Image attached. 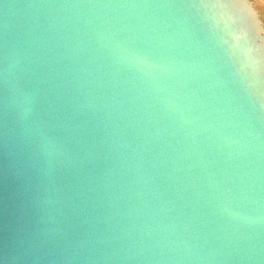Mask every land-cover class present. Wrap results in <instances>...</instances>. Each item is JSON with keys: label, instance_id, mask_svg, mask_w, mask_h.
Instances as JSON below:
<instances>
[{"label": "water", "instance_id": "water-1", "mask_svg": "<svg viewBox=\"0 0 264 264\" xmlns=\"http://www.w3.org/2000/svg\"><path fill=\"white\" fill-rule=\"evenodd\" d=\"M0 264H264V14L0 0Z\"/></svg>", "mask_w": 264, "mask_h": 264}, {"label": "clouds", "instance_id": "clouds-1", "mask_svg": "<svg viewBox=\"0 0 264 264\" xmlns=\"http://www.w3.org/2000/svg\"><path fill=\"white\" fill-rule=\"evenodd\" d=\"M247 3L258 9L261 14H264V0H247Z\"/></svg>", "mask_w": 264, "mask_h": 264}]
</instances>
